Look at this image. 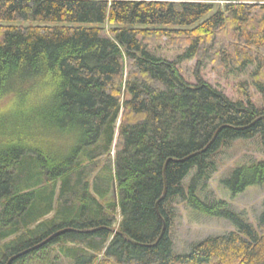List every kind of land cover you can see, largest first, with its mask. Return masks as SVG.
<instances>
[{"label": "trees", "instance_id": "1", "mask_svg": "<svg viewBox=\"0 0 264 264\" xmlns=\"http://www.w3.org/2000/svg\"><path fill=\"white\" fill-rule=\"evenodd\" d=\"M180 34L174 60L149 49ZM193 57L255 65L261 104L246 84L234 100L188 82ZM263 115L264 0H0V264L65 227L11 264L55 247L72 264H264V208L252 224L201 194L222 145L258 136L264 152ZM263 182L264 159L221 179L232 194ZM177 199L235 229L175 253Z\"/></svg>", "mask_w": 264, "mask_h": 264}, {"label": "rangeland", "instance_id": "2", "mask_svg": "<svg viewBox=\"0 0 264 264\" xmlns=\"http://www.w3.org/2000/svg\"><path fill=\"white\" fill-rule=\"evenodd\" d=\"M104 27L106 30L109 29L107 23L104 24ZM189 36L188 34L165 36L156 42L154 41L155 44L150 46L149 49L164 59L174 60L183 53L184 45ZM205 59L206 63L203 66L197 65L196 57L180 63V71L188 82L196 83L197 78L200 77L221 89L229 98L234 100L242 96V86L246 84L253 102L256 105L261 104L259 93L250 85V73L255 65H249L243 71H237L232 67L221 68L217 66L214 57H206ZM44 137L54 140L53 144L62 140L61 137L51 135ZM262 159H264V152L258 136L251 139H238L222 145L219 152L212 158L215 169L212 171L209 180L206 181V188L201 194L225 200L244 219L256 224L257 218L264 208V182L248 186L242 192L232 194L221 184V179L227 177L237 166L247 165ZM194 172L195 169H191L183 181L184 184H188ZM58 189L59 182L56 185V193ZM174 211L175 216L170 225V234L173 240V250L177 254L188 253L195 242L207 236L227 234L235 229L228 220L199 213L180 199L176 200ZM51 215L52 212L45 215V218ZM117 219H120L119 215ZM51 262H54V264H72V261L62 256L56 247L43 257L28 259L23 264H51Z\"/></svg>", "mask_w": 264, "mask_h": 264}, {"label": "water", "instance_id": "3", "mask_svg": "<svg viewBox=\"0 0 264 264\" xmlns=\"http://www.w3.org/2000/svg\"><path fill=\"white\" fill-rule=\"evenodd\" d=\"M261 118H264V115L258 117L256 120L261 119ZM256 120H255V121H256ZM192 155H193V154H192ZM187 157H189V156H187ZM170 159H171V158H170ZM170 159H167L166 162H165V165H164V171H163V175H164V176H165V166H166V163H167ZM185 159H186V157H185ZM175 160H178V159H175ZM180 160H183V159H180ZM111 194L113 195V197H116V190H115V182H114V181H113V183H112ZM164 194H165V190H164V192H163V194H162L161 197H163ZM101 227H103V226L95 227V228H91V229H86V230H81V231L96 230V229L101 228ZM164 228H165V223H163L162 231H161V233H160L158 239L161 237ZM109 229H111L113 232H119V231H117V229L114 228V227H110ZM67 231H78V230H76V229H74V228H71V227H65V228L59 229V230H57L56 232L52 233V234H51L50 236H48L47 238H45V239H44L43 241H41L40 243L35 244V245L29 247L28 249H25V250H23V251H21V252H19V253H17V254H14L13 256H11V257L8 259V261H7L6 264H11V262H12L14 259L18 258L19 256H21V255H23V254H25V253H27V252L33 250V249H36V248H38V247L44 245L45 243H47L48 241H50L53 237H55V236H57V235H59V234H61V233L67 232ZM119 234L122 235L127 241L137 243L136 241H134L132 238H130V237H129L128 235H126L125 233H123V232H119ZM142 245H148V244H142ZM152 245H154V244H152Z\"/></svg>", "mask_w": 264, "mask_h": 264}, {"label": "bare ground", "instance_id": "4", "mask_svg": "<svg viewBox=\"0 0 264 264\" xmlns=\"http://www.w3.org/2000/svg\"><path fill=\"white\" fill-rule=\"evenodd\" d=\"M60 235V234H59ZM40 243V242H39Z\"/></svg>", "mask_w": 264, "mask_h": 264}]
</instances>
